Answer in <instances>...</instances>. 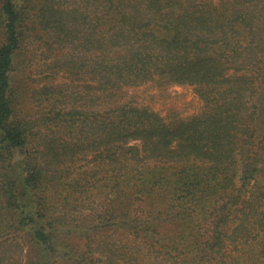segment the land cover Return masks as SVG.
Listing matches in <instances>:
<instances>
[{
  "label": "trees",
  "instance_id": "trees-1",
  "mask_svg": "<svg viewBox=\"0 0 264 264\" xmlns=\"http://www.w3.org/2000/svg\"><path fill=\"white\" fill-rule=\"evenodd\" d=\"M0 264H264V0H0Z\"/></svg>",
  "mask_w": 264,
  "mask_h": 264
},
{
  "label": "rangeland",
  "instance_id": "rangeland-1",
  "mask_svg": "<svg viewBox=\"0 0 264 264\" xmlns=\"http://www.w3.org/2000/svg\"><path fill=\"white\" fill-rule=\"evenodd\" d=\"M30 53L24 56L25 63L29 66L27 71V83L35 86L42 81V76L35 73V63L40 62V44L35 43V38L29 39L27 44ZM124 100H132L138 105L146 106L166 120L172 118H188L198 114L204 107L203 101L199 98L192 85H172L167 88H158L148 85L129 86L126 88ZM26 102V100H25ZM31 105L35 107V99L30 98Z\"/></svg>",
  "mask_w": 264,
  "mask_h": 264
}]
</instances>
